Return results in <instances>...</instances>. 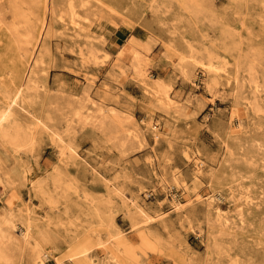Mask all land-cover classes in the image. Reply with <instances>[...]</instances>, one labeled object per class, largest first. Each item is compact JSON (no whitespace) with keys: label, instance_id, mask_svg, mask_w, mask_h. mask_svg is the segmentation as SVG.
Segmentation results:
<instances>
[{"label":"rangeland","instance_id":"1","mask_svg":"<svg viewBox=\"0 0 264 264\" xmlns=\"http://www.w3.org/2000/svg\"><path fill=\"white\" fill-rule=\"evenodd\" d=\"M14 97L3 264H264V0H0Z\"/></svg>","mask_w":264,"mask_h":264},{"label":"bare ground","instance_id":"2","mask_svg":"<svg viewBox=\"0 0 264 264\" xmlns=\"http://www.w3.org/2000/svg\"><path fill=\"white\" fill-rule=\"evenodd\" d=\"M75 10V9H74ZM68 12V11H67ZM50 12H48L49 14ZM70 13V12H69ZM47 14V15H48ZM74 18L72 20V22H74L76 25H78L79 27L81 26L79 23V19L78 16L76 17V11L74 12ZM44 33V31H43ZM126 49L128 51H131V53L134 55V57L136 58L137 63L135 64L136 61H134V65L137 68V73L139 75H141L143 78H149V75L147 73V67L144 65H141L140 60L135 56L136 54V50L134 49L133 46L129 45L126 47ZM125 54V53H124ZM35 57V56H34ZM84 60V59H83ZM134 60V59H133ZM118 63V62H117ZM200 63V62H199ZM202 66H204L205 68H209V65L206 63L201 62L200 63ZM201 66V67H202ZM216 69V68H215ZM145 85V84H144ZM148 86V84H147ZM149 87V86H148ZM258 87V86H257ZM147 88V87H146ZM150 88V87H149ZM153 89V88H152ZM150 90V89H149ZM156 91V90H155ZM158 91H156L157 93ZM18 93V92H17ZM18 94H16L15 97H17ZM14 98H12L6 105V107L4 108L3 111L0 112V139L3 141H6L8 143L14 144L16 146L21 145V140L22 138L20 137L19 134H16L17 130H14V132H11L7 127H6V122L10 121V119L12 118L13 115V103H14ZM166 98L169 100L170 96L167 94ZM252 104V103H251ZM230 190V189H229ZM229 198V197H228ZM207 199L209 200L210 203H214V202H218V205L215 207V216H216V220L217 222H219L221 225L224 226H230L231 224V219L230 217H228L226 215V211L222 208L223 206V202L226 200V196L225 195H220V197L216 196L215 194H212L210 196L207 197ZM174 208L176 210H179L180 207L182 205H180V203H177L175 205ZM137 207L139 208V210L141 212H145V208L141 207L140 205L137 204ZM1 213L2 210H1ZM5 213V212H4ZM31 219V218H29ZM3 221V220H2ZM6 223L8 225V227L10 228L11 232L13 233V235L17 238H19L20 240H22L25 243H29V238L31 237V230L29 229V227L27 225H25L26 227H24V229H22V231L19 233L17 230V225L14 222V220L12 218H7ZM2 227V226H1ZM4 241L2 240V234L0 232V264H3L4 262H10L12 260V255L9 252H6V250L2 249V245H3ZM103 246V242L100 243ZM104 250L106 253V256L111 253V251L113 250V248L117 247L115 242H113L111 239H108V245H104ZM17 248V247H16ZM31 255L33 256L34 259V264H46L45 261V257L48 255L46 251H44L43 249H41L40 247L36 246L32 249ZM84 255V260L87 261L88 264H107L108 262H106V260H96L95 257H93L92 255H87L85 256V253H83ZM114 258V257H113ZM107 260H109V256H107ZM114 261L117 264H120V262L117 259H114ZM86 264V263H84Z\"/></svg>","mask_w":264,"mask_h":264}]
</instances>
